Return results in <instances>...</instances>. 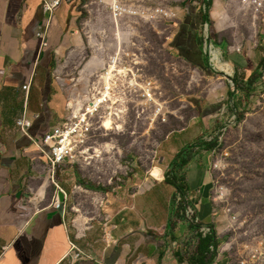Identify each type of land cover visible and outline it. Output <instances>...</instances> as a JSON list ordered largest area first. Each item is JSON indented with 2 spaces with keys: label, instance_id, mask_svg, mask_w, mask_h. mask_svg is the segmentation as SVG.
Segmentation results:
<instances>
[{
  "label": "crops",
  "instance_id": "0c3cea01",
  "mask_svg": "<svg viewBox=\"0 0 264 264\" xmlns=\"http://www.w3.org/2000/svg\"><path fill=\"white\" fill-rule=\"evenodd\" d=\"M83 1H66L50 15L44 11L42 0H0V264H190L186 257L194 253L197 239H191L193 232L187 223L178 220V208L173 203L178 196L172 182L178 179L174 164L181 151L205 140L200 135L217 127V108L201 110L205 125L201 131L193 127L188 137L178 136V130L169 134L163 160L167 171L154 168L153 183L137 198L129 194L131 186H120L96 197L107 202L97 210L101 218L104 211L106 223L87 222L80 217L71 220L68 215L70 186L82 191L94 188L89 189L92 187L73 170L72 163L60 165L59 173L52 172L44 138L67 115L63 98L67 96L60 78L67 66H61V61L80 58L86 49L79 28L86 26L81 12L85 10ZM219 2L212 0L207 7L206 0H168L166 8L176 14L171 21L169 47L177 58L200 69L207 67L201 29L217 20ZM258 52L261 55L264 48ZM247 58L238 51L228 53L238 75L258 69ZM232 92H227L228 97ZM24 115L33 121L29 136L17 125ZM191 158L184 176L187 198L195 199L199 188L209 180L203 167L199 177L188 175L191 163L197 161L195 156ZM60 191L65 194L63 214L57 209ZM200 197L198 214L203 223L213 224L208 197ZM70 243L87 257L72 262L68 256ZM212 264L233 263L216 255Z\"/></svg>",
  "mask_w": 264,
  "mask_h": 264
},
{
  "label": "rangeland",
  "instance_id": "374dc122",
  "mask_svg": "<svg viewBox=\"0 0 264 264\" xmlns=\"http://www.w3.org/2000/svg\"><path fill=\"white\" fill-rule=\"evenodd\" d=\"M219 1V17L209 28L201 29V44L208 63L204 69L184 62L170 51L171 21H132L126 36L114 41L107 12L91 14L81 10L83 24L86 23L79 26L84 34L85 52L80 58L61 61V66H67L60 76L66 104L74 98L82 104L83 94L97 77L105 75L113 61L120 70L134 74L136 84L151 83L153 100L148 101L140 97L143 93L135 91L139 97H118L113 101L114 110L108 112L120 110L122 114L112 120L102 119L103 128L90 133L87 146L93 149L82 155L83 164L75 161L71 164L94 190H74L70 186L67 212L71 220L80 217L87 222L106 223L104 211L101 218L97 210L107 202L96 197L120 186H131L129 194L137 198L153 183L154 168L167 171L163 160L168 151L164 142L169 134L178 130V136L188 137L193 134V127L201 131L200 127L205 126L201 110L217 108V127L200 135L208 141L215 139V143L209 151L193 145L197 161L188 170L193 179L199 177V169L203 167L209 184L199 188L197 198L185 200L190 204L185 217L203 223L198 214L199 199L207 196L211 204L210 220L217 232V255L225 256L233 264H264V64L261 68L264 52L261 55L258 52L260 47L264 48L261 35L264 7L255 9L250 0ZM166 4L168 0L165 7ZM211 46L216 51V66ZM229 51H238L258 65V79L248 94L239 93L234 87L232 79L238 71L229 62ZM92 59L91 76L84 79L80 72ZM126 75L131 77L130 73L123 74ZM243 75L246 74H239ZM128 76L120 80H128ZM229 90L234 98L228 97ZM99 146L104 150L96 158L102 153ZM169 151L174 153L172 149ZM59 169L57 166L56 173ZM181 198L178 195L173 199L178 210ZM191 239L196 240L195 233Z\"/></svg>",
  "mask_w": 264,
  "mask_h": 264
},
{
  "label": "built area",
  "instance_id": "2783aa9c",
  "mask_svg": "<svg viewBox=\"0 0 264 264\" xmlns=\"http://www.w3.org/2000/svg\"><path fill=\"white\" fill-rule=\"evenodd\" d=\"M43 8L47 14L54 15L56 11L66 2L71 0H42ZM86 4L84 9L89 13H100L107 12L109 22L111 25L112 38L119 39V37H125L126 33L130 30V22L132 21H143V22H153L156 20H166L173 21L176 19V14L165 7L166 0H85ZM253 6L256 9H261L264 7V0H251ZM120 34V36H119ZM105 37L104 33H102ZM40 38L44 37L39 34ZM47 45V44H45ZM93 48L99 51L97 46ZM206 48V45H205ZM213 46L210 48V54ZM112 61L113 59H108ZM93 59L90 60L80 72L82 78H90L91 68L93 66ZM113 65H117L116 61H113ZM109 63V64H111ZM110 67V66H108ZM108 70V69H107ZM131 77L128 76V80L121 81L120 79H125L126 76L118 75L111 80L109 89H107V83L104 82L103 76L96 78L95 83L92 84L91 88L86 90V94L82 97L85 99L82 104L77 103L74 99L67 103V116L64 120L58 124L51 133L47 134L44 138V145L48 147V152L45 154L49 162L52 172L55 173L56 167L60 166L66 162L73 163L78 162L83 164L85 153L92 150L93 147L89 145L90 133L103 128L102 119L106 116L113 117L118 116V113L122 114V111L117 110L118 113L109 111L114 110L111 107L113 101L118 97H139L135 96L137 93H143L140 97L147 98L148 101L153 100L151 97L152 84L146 83L143 87L145 89L136 88L135 75L131 72ZM120 76L124 77L121 78ZM120 77V78H119ZM131 78V79H130ZM126 83V84H125ZM125 84V85H124ZM126 86V87H124ZM126 90L124 91V89ZM25 91L29 90V87L24 88ZM127 91V92H126ZM109 92L110 97L106 98V93ZM126 92V94H125ZM117 102V101H116ZM74 103V104H71ZM116 111V110H115ZM160 111V110H159ZM17 125L21 132L27 136L30 135V130L33 126L32 119L27 116H23L18 119ZM114 130V129H112ZM101 149L100 156L95 155L96 158L101 157L103 154V147L99 146ZM95 151V150H94ZM59 202H57V207ZM201 232L207 234L209 232L208 228H202ZM68 256L73 261L87 257V255L78 248L74 243H70V250Z\"/></svg>",
  "mask_w": 264,
  "mask_h": 264
},
{
  "label": "trees",
  "instance_id": "16d2710c",
  "mask_svg": "<svg viewBox=\"0 0 264 264\" xmlns=\"http://www.w3.org/2000/svg\"><path fill=\"white\" fill-rule=\"evenodd\" d=\"M206 1H208V3L206 4L207 7H210L212 0H206ZM205 21L209 25L210 23L209 15L205 16ZM263 61L261 63V68L263 67V64H264ZM258 70L257 69L249 70L248 73L242 77H240L239 75H236L232 79V82L234 84L236 91L239 93L242 92L246 94L252 91L255 81L258 79L256 77L258 75ZM230 98H234V97H230ZM240 118L241 116L238 117V121L240 120ZM214 140L215 139L209 140V141L203 140V141L197 142L198 144L195 143V144H192L186 147V149H184L178 154L177 156L178 159L176 158V162L174 164V169L178 171V179L177 177L175 178L173 177L174 179L172 180V182L176 185L178 189V195L182 197L181 207L179 210L177 209L178 217H179L178 220L182 222H186L188 227L191 229V231L195 233V236L197 239V245H196L194 253L188 254L187 255L188 257H186L189 260L190 264H212V262L215 260V257L217 255L216 252L218 248V240H217V232L215 230V226L213 224H205L199 221L195 223L194 220L191 221L185 217L186 208L190 204L185 201L188 198L186 195L187 188L184 184L185 182L184 170L186 169V167H188L190 161L192 160L191 157L195 156L193 153V149H195L194 147H196L199 150L203 149V150L209 151L211 150V148L213 147L215 143ZM89 189H93V188H89ZM202 228H208L209 232L204 235L203 232H201ZM187 245L188 247H190L191 244H187Z\"/></svg>",
  "mask_w": 264,
  "mask_h": 264
},
{
  "label": "bare ground",
  "instance_id": "6f19581e",
  "mask_svg": "<svg viewBox=\"0 0 264 264\" xmlns=\"http://www.w3.org/2000/svg\"><path fill=\"white\" fill-rule=\"evenodd\" d=\"M211 55H212V62H213V64L215 66L218 65V60H217V57H216V51L215 50H212L211 51ZM113 64L114 63H111V66L108 67L107 74L105 76H103L104 82L107 83V89H109L111 80L114 79L116 76L126 74V72H130V71H122V70L119 69V67H117V66H115ZM134 86L136 88H140L141 90L142 89H145L143 87V85L134 84ZM105 97L106 98L110 97L109 92L106 93V96ZM107 119H111L112 120V117L106 116V118L104 120H107ZM90 158H92V157H90Z\"/></svg>",
  "mask_w": 264,
  "mask_h": 264
},
{
  "label": "water",
  "instance_id": "95a60500",
  "mask_svg": "<svg viewBox=\"0 0 264 264\" xmlns=\"http://www.w3.org/2000/svg\"><path fill=\"white\" fill-rule=\"evenodd\" d=\"M58 202H59V206L57 207L58 212L60 214H63L64 212V207H65V194L63 191H60L58 193Z\"/></svg>",
  "mask_w": 264,
  "mask_h": 264
}]
</instances>
